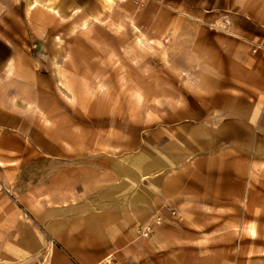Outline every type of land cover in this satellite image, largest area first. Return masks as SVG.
I'll use <instances>...</instances> for the list:
<instances>
[{
  "label": "rangeland",
  "instance_id": "1",
  "mask_svg": "<svg viewBox=\"0 0 264 264\" xmlns=\"http://www.w3.org/2000/svg\"><path fill=\"white\" fill-rule=\"evenodd\" d=\"M249 56L264 0H0V224L64 228L0 235V264H264ZM177 179L205 207L156 194Z\"/></svg>",
  "mask_w": 264,
  "mask_h": 264
},
{
  "label": "crops",
  "instance_id": "2",
  "mask_svg": "<svg viewBox=\"0 0 264 264\" xmlns=\"http://www.w3.org/2000/svg\"><path fill=\"white\" fill-rule=\"evenodd\" d=\"M245 60L246 61L244 63L241 62L242 71L245 74L242 80L240 81L242 83V86L251 89V91L242 90L243 92L242 96L248 101V103H250L249 101L252 99L249 95L254 96L255 93L264 95V71L257 70L254 67L255 59H253L251 56H249L248 59L245 58ZM236 63L238 65L239 62L235 61V64ZM258 80H259V84H258L259 86L257 87ZM216 83L218 84V81H216ZM214 88L217 89L216 84ZM246 107L248 108L250 112L251 111L260 112V114L254 115V119L250 121H254L256 125L258 126V128H261V129L264 128V109L260 111L261 109L259 108L255 109L254 107L252 108L251 105L250 107L249 105H247ZM179 182H180V179L175 180L174 183L173 181L169 182V184L166 183L161 190L159 189L157 191L156 194L160 195L161 198L165 199L166 203H169L174 208L183 209V208H191V207L193 208L205 207L204 200L199 199V198L203 199V196H199L198 198L195 194L196 193L195 190L191 192L189 190L182 189L181 187L182 185ZM198 193H200V191H198L197 194ZM223 193L226 194V192H223ZM146 207L148 206L140 205L137 208L138 219H139L138 222L145 221L146 216H147ZM12 214L13 216L10 217L11 220L10 219L5 220L0 224V229L2 231L0 235H60L61 229L62 230L64 229V228H61V225L58 223L59 230H58V233H55L54 230L51 229L52 223L48 219L46 221H43L42 228L44 232H41L40 230H37L35 228L36 221L34 219H33L32 225L31 224L29 225V223H22L21 221H19L20 219L17 214V211L14 210ZM126 219L128 223H131L133 218L130 217L129 215H126ZM170 235H195V234H192L186 231H178L176 233L172 232ZM208 263H209L208 258L206 260L204 258L203 261L196 262V264H208Z\"/></svg>",
  "mask_w": 264,
  "mask_h": 264
},
{
  "label": "built area",
  "instance_id": "3",
  "mask_svg": "<svg viewBox=\"0 0 264 264\" xmlns=\"http://www.w3.org/2000/svg\"><path fill=\"white\" fill-rule=\"evenodd\" d=\"M260 49V47L259 46H256L254 49H253V52H256L257 51V49ZM157 222H159V220H157ZM148 229H146V232L144 233V236H147L148 235Z\"/></svg>",
  "mask_w": 264,
  "mask_h": 264
}]
</instances>
